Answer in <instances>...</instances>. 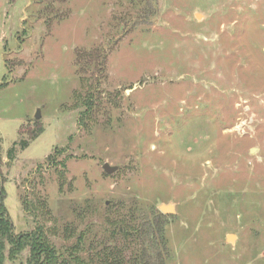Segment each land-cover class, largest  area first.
Here are the masks:
<instances>
[{
    "label": "rangeland",
    "instance_id": "1",
    "mask_svg": "<svg viewBox=\"0 0 264 264\" xmlns=\"http://www.w3.org/2000/svg\"><path fill=\"white\" fill-rule=\"evenodd\" d=\"M0 180L88 264L128 213L136 264H264V0H0Z\"/></svg>",
    "mask_w": 264,
    "mask_h": 264
},
{
    "label": "trees",
    "instance_id": "2",
    "mask_svg": "<svg viewBox=\"0 0 264 264\" xmlns=\"http://www.w3.org/2000/svg\"><path fill=\"white\" fill-rule=\"evenodd\" d=\"M99 58L101 59V57ZM95 91L97 90L95 89ZM92 106L93 95L91 93L84 101L83 116L88 115ZM25 145L26 143H21L22 148ZM14 150V147L8 150L7 156L9 159H12ZM5 199L6 192L0 180V264H5L6 260L14 261L26 251L28 252L26 264H88V261H91V258L86 260L81 254L85 251L84 238L86 237V230L81 231L77 241L71 246L65 247V249L53 244L48 236V230L43 224L36 223L34 229L28 233L14 234ZM22 206L27 213L35 210V207L29 201H23ZM132 216L128 213L126 217L118 216L116 221L107 219L110 227L108 230L110 239L122 237L127 243V248H120L116 244L104 246L99 252L101 255L96 254L100 264H136L137 257L125 256V252L129 247L139 246L136 236L141 230L137 228L138 226H131L132 223L129 219ZM160 216L161 214H154L155 223H158ZM152 223L149 228L154 230V222Z\"/></svg>",
    "mask_w": 264,
    "mask_h": 264
},
{
    "label": "water",
    "instance_id": "3",
    "mask_svg": "<svg viewBox=\"0 0 264 264\" xmlns=\"http://www.w3.org/2000/svg\"><path fill=\"white\" fill-rule=\"evenodd\" d=\"M35 118L38 119L39 118V111L36 112L35 114ZM102 169L105 173H108V174H112L116 171V168L114 167H110L108 164H104L102 166ZM159 211L163 214H172L174 212V208L172 205L168 204V205H160L159 206ZM232 236H229L228 239H231Z\"/></svg>",
    "mask_w": 264,
    "mask_h": 264
}]
</instances>
